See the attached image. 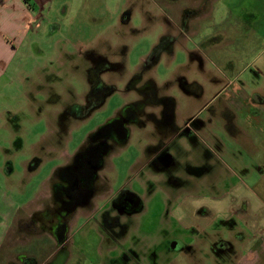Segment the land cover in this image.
<instances>
[{
    "label": "rangeland",
    "instance_id": "rangeland-1",
    "mask_svg": "<svg viewBox=\"0 0 264 264\" xmlns=\"http://www.w3.org/2000/svg\"><path fill=\"white\" fill-rule=\"evenodd\" d=\"M22 2L32 16L38 15L40 27L15 46L0 81V196L10 199L6 213L20 207L13 222L0 223V233L11 222L3 244L11 246L9 264H25L15 259L18 253H32L36 264H44L58 247L55 222L36 234L30 218L41 216L43 199L52 200L59 168L73 160L93 133H109L116 113L136 96L125 81L141 68L151 44L165 29L178 27L181 45L191 49L189 55L197 60L201 54L207 56V68L215 71L225 67L220 55L229 58L236 71L243 69L240 79L248 80L255 63H264V26L255 33L254 24L257 13L264 21V0H42L40 9L31 0ZM175 51L177 60L185 61L181 49ZM164 69L160 66L155 76L160 82ZM71 104L78 119L66 117L73 111L67 109ZM148 127L132 125L127 141L112 143L98 170L101 192L106 187L108 196L121 188L132 191L142 209L128 220L119 219L123 229L111 225L114 235L109 237L104 230L108 222H100L103 201L97 198L85 208L78 206L65 221L64 264L146 263L181 227L175 217L183 208L175 210L176 203H190L191 213L199 205H212L210 195L220 190L202 187L180 193L164 188L161 174L148 179L149 167L142 166ZM181 233V241L192 238L188 226L182 225ZM126 254L130 258L126 261L133 263L124 261ZM208 257L200 252L203 262Z\"/></svg>",
    "mask_w": 264,
    "mask_h": 264
},
{
    "label": "crops",
    "instance_id": "crops-1",
    "mask_svg": "<svg viewBox=\"0 0 264 264\" xmlns=\"http://www.w3.org/2000/svg\"><path fill=\"white\" fill-rule=\"evenodd\" d=\"M31 2L42 8V0ZM260 16L256 14L255 33L264 26ZM177 17L181 21L179 14ZM38 20L22 0H0V81L13 60L15 46L30 31L36 34ZM179 30L165 29L135 71L141 76L139 84L146 85L143 116L151 126L144 133L146 155L142 166L149 167L148 179L153 173L161 174L164 188L175 192L202 187L220 191L210 195L212 205H199L192 213L190 203H176L175 210L183 208L175 217L181 227L174 229L176 233L167 247L155 256L149 255L151 261L148 257L143 264H264V63H255L248 80H241L243 69L236 71L232 60L221 55L224 69L212 70L207 68V56L201 54V60H197L188 54L191 49L181 45ZM178 47L185 61L177 60ZM262 51L256 56L260 57ZM185 63L187 69H183ZM160 66L165 68L161 82L155 78ZM132 88L136 96L131 102L142 97ZM180 97L185 98L182 101ZM160 151L164 157L160 167H155L152 161ZM8 200L0 196V223L8 219L13 222L20 209L16 205L6 213ZM10 223L0 233V264L13 260L8 249L11 246L3 247ZM182 225L188 226L192 236L188 242L178 239ZM202 251L205 258L209 255L208 262L201 260ZM21 254L15 258L18 262L35 259L32 253ZM183 254V261H177Z\"/></svg>",
    "mask_w": 264,
    "mask_h": 264
},
{
    "label": "flooded vegetation",
    "instance_id": "flooded-vegetation-1",
    "mask_svg": "<svg viewBox=\"0 0 264 264\" xmlns=\"http://www.w3.org/2000/svg\"><path fill=\"white\" fill-rule=\"evenodd\" d=\"M156 51V50H154ZM141 80L140 73L133 74L128 80H126V87L132 88V86L138 92V95L142 97L135 101H129L123 106V112L119 111L116 113L115 117L109 124V133H103L99 130L93 133L90 140L86 146L82 145L81 149L75 154L73 160L68 164L61 166L58 170L59 180H56L52 184V200L47 202V199L42 197V208L43 212L41 216H36L33 214L30 218L29 223L33 224L32 233L46 231L45 226H48L50 222L54 223V231L56 233L55 243H58L57 249L54 251L53 256L44 264H64L67 258V252L64 247L66 242L64 236V230L66 227V219L78 206L82 205L85 208L90 205L92 199L99 198L103 201V211L101 212L100 222L103 221L104 224L108 222L109 237L113 234V229L110 226H119L123 229V225L119 222V219L124 218L129 219V216L135 215L142 209L141 202L139 198L127 189L121 188L111 196L107 195V187L102 191V187L99 186V171L104 163V155L109 148H112V143L116 142L123 143L129 136L130 128L132 125H140V127H145L146 122L144 120V110L145 100L143 99V94L145 93L144 84H139ZM138 83V85H135ZM96 100H101L102 96L97 95ZM163 103V99H160ZM73 109V111L66 112V117L68 114L73 119H78V110L76 106L72 104L67 107V109ZM67 111V110H66ZM63 118V119H66ZM158 146H154L152 149H156ZM163 151L158 152L154 156L152 165L155 167H160V161L163 158ZM105 188V187H104ZM109 191V189H108ZM107 192V193H106ZM44 206V207H43ZM40 219L39 227L36 226L37 219ZM28 223L22 222L21 226H27ZM45 225V226H44ZM49 228L51 226H48ZM125 229V228H124ZM34 231V232H33ZM128 254L125 255L124 261L129 260ZM133 263L130 261H126ZM135 264H141V262L136 261ZM25 264H36L35 259L31 261H25Z\"/></svg>",
    "mask_w": 264,
    "mask_h": 264
}]
</instances>
